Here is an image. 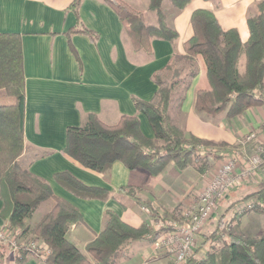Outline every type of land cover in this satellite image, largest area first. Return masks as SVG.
<instances>
[{
    "label": "crops",
    "instance_id": "obj_1",
    "mask_svg": "<svg viewBox=\"0 0 264 264\" xmlns=\"http://www.w3.org/2000/svg\"><path fill=\"white\" fill-rule=\"evenodd\" d=\"M73 1L0 0V32H17L22 39L25 75L22 158L33 173L50 183L58 196L80 210L83 221L71 226L68 238L88 253L86 247L103 229L108 211L133 227L146 223L157 231V217L178 216L182 207L197 198L216 168L202 173L192 165L180 169L171 161L159 174L152 175L115 160L107 173L98 172L65 151L68 127L81 125L89 113L97 114L106 123H114L125 114H137L143 134L154 137L148 117L138 111L134 100H151L159 88L154 73L166 66L176 52L185 53V42L194 34L191 20L194 10H213L222 28H236L245 42L251 35L248 17L254 14L260 0H191L183 9L168 4L169 23L178 37L170 40L153 36L150 51L134 47L120 15L106 1L81 0L78 6H73ZM124 1L145 15L147 12L152 15L150 0ZM82 28L96 33V37ZM246 60L243 54L239 61L241 71ZM196 62L198 72L189 87L174 91L169 109L174 123L186 136L194 134L255 151L264 142V104L249 107L234 117H228L225 111L214 117L198 112L197 90L210 89L211 83L203 55L199 54ZM250 132H255L254 140L246 146L240 144ZM65 170L87 185L108 189L110 196L103 199L75 194L55 178V173ZM131 185L135 189L129 192L127 186ZM244 185L258 189L264 186V178L254 176ZM242 186L229 197H240ZM3 204L0 196V228L7 226L1 215ZM235 227L247 235L258 236L264 230V213L247 212ZM160 236L148 234L124 242L123 255L115 264H173V256ZM198 237L200 234L195 243ZM0 249V253L5 250L3 246ZM15 256L5 251L1 264H14ZM22 264L48 263L30 253Z\"/></svg>",
    "mask_w": 264,
    "mask_h": 264
},
{
    "label": "trees",
    "instance_id": "obj_2",
    "mask_svg": "<svg viewBox=\"0 0 264 264\" xmlns=\"http://www.w3.org/2000/svg\"><path fill=\"white\" fill-rule=\"evenodd\" d=\"M120 15L131 35L136 49L150 51L151 38L159 36L174 40L177 30L166 21L162 4L165 0H150L156 11L157 21H146L124 0H104ZM178 9H183L191 0H170ZM81 0H74L78 6ZM258 12L248 17L250 38L243 42L236 28L223 29L211 9L198 8L192 13L194 34L185 42V53L176 52L172 60L154 73L159 88L151 100L135 99L138 111L149 119L154 137H147L140 128V117L122 115L114 123H106L97 114L89 113L81 125L67 129L65 151L85 167L107 173L115 160L128 167L141 168L157 175L168 163L174 161L180 169L190 165L205 173L226 151L228 144L190 134L186 136L170 115V105L179 80L170 83L162 77L174 59L185 58L190 66L182 77V89L189 87L198 72L196 57L203 55L211 83L210 89H199L195 108L207 116L226 112L228 117L242 114L252 106L264 104V0L257 2ZM96 37V33L82 28ZM246 55V67L239 68L241 56ZM184 95L180 97L183 100ZM25 75L21 34L0 32V196L3 199L1 215L7 226L16 231L19 238L34 235L33 240L45 242L49 253L43 260L48 264H115L123 255L122 244L128 240L145 238L160 231H153L146 223L133 227L119 215L108 211L103 229L90 241L84 253L68 238L73 224L83 221L80 210L65 198L58 196L50 183L36 175L23 162L25 146ZM55 178L75 194L86 198H107L106 188L90 186L70 171L55 173ZM125 188V187H124ZM135 189V186H127ZM255 199L254 206L236 211L234 220L249 211L264 212V186L249 191L236 200L240 203ZM50 201V208L30 225L32 218L43 202ZM224 201V200H223ZM234 203V204H235ZM223 218L209 236L211 243L204 254L198 255L203 242L186 264H264V230L258 236L240 231H230L223 239L220 231ZM206 236L209 235L205 234ZM219 242V244H216ZM4 246V245H0ZM0 253V257L4 256ZM30 250L19 248L14 264H22ZM39 257V256H38Z\"/></svg>",
    "mask_w": 264,
    "mask_h": 264
},
{
    "label": "built area",
    "instance_id": "obj_3",
    "mask_svg": "<svg viewBox=\"0 0 264 264\" xmlns=\"http://www.w3.org/2000/svg\"><path fill=\"white\" fill-rule=\"evenodd\" d=\"M255 136V132L248 133L241 139L240 144L245 146L250 144ZM221 154L224 155L225 161L216 168L215 174L205 185L198 200L185 205L186 208L182 207L179 218H165V216L158 218V228L160 226L166 228L161 239L173 256V264H186L194 251L197 235L201 233L220 203L233 190L254 176L264 178V142L260 143L253 152L233 147ZM254 203V199L248 200L244 205L239 206L237 211L252 207ZM0 245H7L10 248L8 252L14 255L22 247L41 258H45L49 253V246L45 242L32 240L22 244L17 232L8 226L0 228Z\"/></svg>",
    "mask_w": 264,
    "mask_h": 264
},
{
    "label": "rangeland",
    "instance_id": "obj_4",
    "mask_svg": "<svg viewBox=\"0 0 264 264\" xmlns=\"http://www.w3.org/2000/svg\"><path fill=\"white\" fill-rule=\"evenodd\" d=\"M168 4H172L170 0H165L162 4V8H163V12L165 13L166 15V21L167 22H170V18L168 17L167 15V12L168 13H171V10H169L167 8ZM133 7V6H132ZM134 8V7H133ZM135 9V8H134ZM258 7H255L254 8V13L258 12ZM137 11L139 12H142L146 21L151 23V24H155L156 21H157V14H156V11L154 9L153 12H152V15L147 12V15L144 14V12L142 10H139V9H136ZM167 11V12H166ZM131 36V35H130ZM197 63V62H196ZM190 66V62L188 60H186L185 58H181V59H174L173 60V63L171 64V67L168 68L166 70V72L163 74V78L165 79L166 82L170 83L174 80H179V85H177L176 89L175 90H178L179 92L181 91V88H182V77L185 76L188 68ZM239 66L241 67V65L239 64ZM243 68L245 67L244 65L242 66ZM233 148V147H236V146H228L227 149L229 148ZM238 148V147H237ZM224 155H222L220 158L216 159L217 162L214 163L215 160H213V164H212V167L214 166V168H218L219 166H221V164L225 161L224 160ZM23 162L25 163V160L23 159ZM216 164V165H215ZM257 186H254V185H251V186H242L241 190H240V197H242L244 195V193L248 190H254ZM205 188V186L203 187V189ZM203 189L201 190V192L203 191ZM240 189V188H239ZM237 190V189H235ZM234 191V190H233ZM232 191V193H233ZM201 192L198 194L197 198L194 199L193 201H191L190 203H194L198 200ZM231 194V193H230ZM230 194L228 195L227 198H225V200L223 202L220 203V205L218 206V208L216 209V211L214 212V214L212 215V217L209 219V221L206 223V227L204 226L203 230L201 231L200 233V237H198L196 243H195V247L194 249H197L203 242H205V240H207V243L201 247L198 255H202L205 253V251L209 248L210 244L211 243H214L215 242L212 240V238H210L209 236L211 235V232L216 228L217 224H218V221L220 218H223V225L220 229V231L223 233V239L225 237H227V234L228 232L230 231H240L239 229H237V220H234L235 218V215H236V210L237 208H239V206H242L245 204V202H247L248 200H251V199H247L245 201H242L240 203H235L237 199H239L240 197L236 198L237 195H232V197H229ZM255 200V199H254ZM189 203V204H190ZM235 203V204H234ZM238 204V205H237ZM188 205V204H187ZM235 205H237V207H235ZM51 206V202L50 201H46V202H43L40 207L38 208L37 212L33 215L32 218L28 219L27 222L30 224V225H34L36 221L39 220L40 216L45 212L47 211ZM185 207V206H184ZM186 208V207H185ZM254 211V210H252ZM252 211H249V212H252ZM257 212V211H255ZM261 213H264V212H261ZM246 214V213H245ZM160 216H163V215H160ZM165 216V215H164ZM180 217V213L178 214V216L176 217H173V216H165V218H179ZM159 218V217H157ZM158 220V219H157ZM249 221H247V223H249ZM236 224V225H235ZM158 226V224H157ZM165 226V225H164ZM158 228V227H157ZM166 230L165 227L163 226H160L158 228V231H160V234L163 236V233L164 231ZM207 232V234L209 235H205ZM242 232V231H240ZM160 236V237H162ZM34 238V235H29L27 237H23V238H20V242L23 244H27L29 243L30 241H32ZM39 242H42V241H39ZM216 244H219V242H217ZM5 249V250H4ZM10 248L7 246V245H4L3 246V250L4 251H8ZM1 250V249H0ZM174 260L172 259V262ZM12 263V261H11Z\"/></svg>",
    "mask_w": 264,
    "mask_h": 264
}]
</instances>
